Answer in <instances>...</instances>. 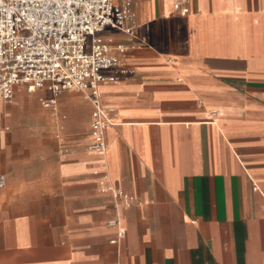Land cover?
I'll return each mask as SVG.
<instances>
[{
  "label": "crops",
  "instance_id": "1",
  "mask_svg": "<svg viewBox=\"0 0 264 264\" xmlns=\"http://www.w3.org/2000/svg\"><path fill=\"white\" fill-rule=\"evenodd\" d=\"M175 2L133 1L104 154L82 94L0 104V264H264V0Z\"/></svg>",
  "mask_w": 264,
  "mask_h": 264
},
{
  "label": "built area",
  "instance_id": "2",
  "mask_svg": "<svg viewBox=\"0 0 264 264\" xmlns=\"http://www.w3.org/2000/svg\"><path fill=\"white\" fill-rule=\"evenodd\" d=\"M134 0H0V104L10 103L16 87L27 92L46 89L42 103L54 110L63 92L84 95L93 106L89 149L106 150L105 132L113 126L112 110L100 104L99 86L115 83L117 77L105 73L117 69L129 74L120 57L134 48L136 19ZM187 0H176L175 10L186 14ZM106 30L126 37L127 44L113 45L99 37ZM4 179L0 177V189ZM126 204L131 198L107 186ZM117 244L124 237L119 221Z\"/></svg>",
  "mask_w": 264,
  "mask_h": 264
}]
</instances>
